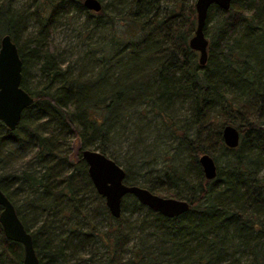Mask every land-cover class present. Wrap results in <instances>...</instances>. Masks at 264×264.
<instances>
[{"label":"trees","instance_id":"obj_1","mask_svg":"<svg viewBox=\"0 0 264 264\" xmlns=\"http://www.w3.org/2000/svg\"><path fill=\"white\" fill-rule=\"evenodd\" d=\"M9 1L0 3V39L8 35L16 44L20 87L34 103L15 131L0 123V163L10 148L33 149L29 168L8 181L25 188V203L39 219L34 232L1 178L0 189L31 235L39 264H73L75 255L88 247L89 256L80 260L84 264H264V0H231L226 12L210 7L204 66L189 47L196 27L193 0H119L110 41L115 68L118 57L142 52L149 53L154 65L134 79L117 78L113 86L108 46L102 49L97 75L82 81L60 64L52 42L51 25L58 14L93 16L83 0H32L21 13L11 12ZM96 16L105 17L103 7ZM28 21L38 26L36 34L26 35ZM34 65L45 82L36 94L24 80L25 69ZM137 102L164 120L174 150L184 152L186 161L167 165L155 182L142 185L130 179L126 167L125 183L154 194L159 186L166 198L188 202L190 209L181 216L165 218L126 196L121 217L112 218L81 159V151L94 146L91 150L119 166L107 151V122ZM177 104L186 106L182 125L172 118ZM225 126L239 132L235 149L222 141ZM62 134L80 142L75 156L62 154ZM204 154L217 166L211 181L198 162ZM87 193L100 204L97 211L106 227L84 215ZM135 214L139 217L132 221ZM56 221L63 223L54 227ZM22 259V246L7 240L0 226V264H22Z\"/></svg>","mask_w":264,"mask_h":264},{"label":"rangeland","instance_id":"obj_2","mask_svg":"<svg viewBox=\"0 0 264 264\" xmlns=\"http://www.w3.org/2000/svg\"><path fill=\"white\" fill-rule=\"evenodd\" d=\"M31 1L12 0L8 2V5L11 12L21 13L27 9ZM193 1L195 2V0ZM100 2L105 17H97L98 13H92L93 16L88 17L85 12L75 11L58 14L51 25L52 42L57 47L60 64L69 71L74 79L82 81L92 79L97 75L102 49L104 50L108 46L107 51L109 52L106 60L112 66L110 85L113 86L117 78L128 81L138 75L145 74L153 67L154 62L150 60L149 53L142 52L137 57H118L119 63L115 68V47L113 48V43L110 41L112 30H115V6L119 4V0H101ZM0 3L7 5L5 0H0ZM35 24L28 21L26 35L36 34L38 26ZM24 80L32 94L38 93L45 86L37 65L25 69ZM103 90L108 91L107 88ZM185 110L186 106L179 104L175 106L172 118L177 125L183 124L186 116ZM147 111H149V107L145 103H130L123 106L120 112L118 111L115 120L107 122L110 140L107 146L108 154L115 158L122 169L129 168L130 179L139 185L145 184L149 179L155 182L166 171L167 165L176 166L186 161L184 152L178 153L174 150L175 141L169 135L164 120ZM60 142L62 154L73 156L77 154L80 147L78 140L62 134ZM91 149H94V146ZM10 150L12 153L8 151L9 155L7 158H3L0 163V178L4 181L5 190L14 201L16 208L29 223L30 231L34 232L39 226V219L25 203V188L17 184H10L8 181L13 175H19L23 170L29 168L27 163L32 156L33 149L31 150L29 147L24 151L15 148H10ZM157 188L156 195L160 197L167 195L161 187L157 186ZM83 198L87 205L84 215L87 214L86 216L91 219L92 223L100 228L106 227L103 216L97 211L100 206L98 201L94 200L90 193L85 194ZM124 217L129 218L130 215L125 213ZM138 217L135 214L131 219L135 221ZM62 223L56 221L54 227ZM56 230H54V236L57 238ZM132 243L134 244L133 240L127 247L126 256L129 254ZM89 254L90 248L88 247L75 255L73 264H84L80 260L87 258Z\"/></svg>","mask_w":264,"mask_h":264},{"label":"water","instance_id":"obj_3","mask_svg":"<svg viewBox=\"0 0 264 264\" xmlns=\"http://www.w3.org/2000/svg\"><path fill=\"white\" fill-rule=\"evenodd\" d=\"M215 6L223 12L230 9L231 0H195L196 27L189 41L191 50L198 54V62L204 66L207 60L208 41L204 36V28L210 7ZM83 7L93 13L102 9L98 0H83ZM22 62L16 44L8 35L0 39V122L13 132L18 127L23 112L29 108L34 99L21 87ZM222 141L229 149L239 144V132L232 126L222 129ZM81 159L87 166L90 182L104 200L112 218L121 217L122 200L126 196L134 197L139 204L165 218H175L187 213L188 202L174 198L160 197L135 185L125 183V171L114 161L98 151L85 149L81 151ZM199 165L206 180H214L217 166L212 157L204 154L199 157ZM0 226L4 237L18 243L23 248L22 264H39L31 235L20 221L12 203L0 189Z\"/></svg>","mask_w":264,"mask_h":264},{"label":"flooded vegetation","instance_id":"obj_4","mask_svg":"<svg viewBox=\"0 0 264 264\" xmlns=\"http://www.w3.org/2000/svg\"><path fill=\"white\" fill-rule=\"evenodd\" d=\"M19 54V53H18ZM1 123V122H0ZM4 126V125H3ZM5 127V126H4ZM6 128V127H5ZM7 129V128H6ZM17 129V128H16ZM8 130V129H7ZM9 131V130H8Z\"/></svg>","mask_w":264,"mask_h":264}]
</instances>
